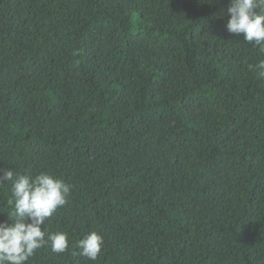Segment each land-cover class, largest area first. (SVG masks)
I'll list each match as a JSON object with an SVG mask.
<instances>
[{
  "label": "trees",
  "instance_id": "obj_1",
  "mask_svg": "<svg viewBox=\"0 0 264 264\" xmlns=\"http://www.w3.org/2000/svg\"><path fill=\"white\" fill-rule=\"evenodd\" d=\"M229 4L0 0V169L72 186L69 249L26 264H264V55Z\"/></svg>",
  "mask_w": 264,
  "mask_h": 264
},
{
  "label": "clouds",
  "instance_id": "obj_2",
  "mask_svg": "<svg viewBox=\"0 0 264 264\" xmlns=\"http://www.w3.org/2000/svg\"><path fill=\"white\" fill-rule=\"evenodd\" d=\"M226 15L230 17L227 31L237 36L243 34L244 40L264 55V0H230ZM248 67L264 77V58ZM5 183L11 185V210L7 212L11 223L0 222V264H26L49 243L53 253L66 252L70 244L68 234L48 232L46 221L50 222L54 213L69 202L72 186L46 172L19 174L14 166L0 169V186ZM76 247L78 255L96 261L104 247L103 236L89 232L76 242Z\"/></svg>",
  "mask_w": 264,
  "mask_h": 264
}]
</instances>
